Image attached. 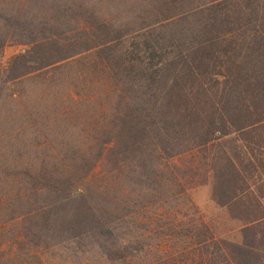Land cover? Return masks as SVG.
<instances>
[{"label": "rangeland", "instance_id": "374dc122", "mask_svg": "<svg viewBox=\"0 0 264 264\" xmlns=\"http://www.w3.org/2000/svg\"><path fill=\"white\" fill-rule=\"evenodd\" d=\"M214 1L0 0V264H165L210 235L201 221L242 242L244 222L192 170L200 155L167 158L157 140L124 161L107 146L125 101L99 50L121 38L119 59L138 30ZM92 215L102 229L85 224Z\"/></svg>", "mask_w": 264, "mask_h": 264}, {"label": "trees", "instance_id": "16d2710c", "mask_svg": "<svg viewBox=\"0 0 264 264\" xmlns=\"http://www.w3.org/2000/svg\"><path fill=\"white\" fill-rule=\"evenodd\" d=\"M189 17L192 28L175 36L171 25ZM135 38L119 59L112 47L123 46L121 38L99 50L125 101L108 151L120 145L124 161L149 158L159 140L167 158L200 155L192 170L205 172L214 200L244 222L234 244L201 221L210 235L165 264H264V0H217L147 25ZM24 60L17 56L12 71ZM85 224L104 225L95 215Z\"/></svg>", "mask_w": 264, "mask_h": 264}]
</instances>
